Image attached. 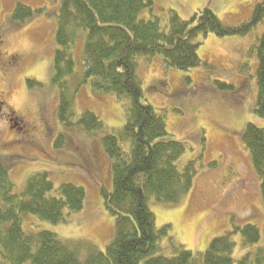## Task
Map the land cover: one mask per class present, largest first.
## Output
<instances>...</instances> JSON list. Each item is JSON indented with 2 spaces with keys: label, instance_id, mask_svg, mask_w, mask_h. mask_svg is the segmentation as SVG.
<instances>
[{
  "label": "rangeland",
  "instance_id": "1",
  "mask_svg": "<svg viewBox=\"0 0 264 264\" xmlns=\"http://www.w3.org/2000/svg\"><path fill=\"white\" fill-rule=\"evenodd\" d=\"M260 1L153 0V15L165 24L170 10L188 20L208 8L227 25L237 26L250 18ZM18 3L41 13L22 24L15 23L11 15ZM59 5L60 0H0V96L6 106L0 113V158L8 168L15 193L37 173L48 174L55 189L72 183L85 191L82 210L67 217L65 223L51 225L28 215L23 221L24 231H50L63 241H84L104 253L114 234V218L104 208L100 192L111 190L110 160L101 144L103 134L88 133L79 126L64 128L57 117L58 91L51 84V65ZM145 15L149 16L147 12ZM261 32L262 27H258L246 38L212 34L200 38L197 56L210 68L181 72L167 69L159 58L138 62L143 102L165 118L169 137L185 146L176 165L182 168L195 161L197 167L193 187L180 203L151 200L148 207L156 228L169 226V236L192 252L195 264H202L201 255L212 239L233 226L250 224L263 230L260 182L241 141L247 124L264 128V118L253 112L257 59L248 55L249 45ZM15 54L23 57L16 69L9 66V58ZM74 55L77 84L82 77L79 48ZM27 80L41 86L29 87ZM79 85L73 102L75 118L84 110L92 111L107 133L124 125L123 105L115 96L94 92L88 82ZM8 110L14 112L11 118L18 127L23 124L21 117L34 126V140L22 138L11 128ZM211 163H216L215 167L208 168ZM233 241L236 264L247 250L240 235H234ZM262 243L263 239L259 245ZM161 247L166 255L171 254L166 238L161 240Z\"/></svg>",
  "mask_w": 264,
  "mask_h": 264
},
{
  "label": "trees",
  "instance_id": "2",
  "mask_svg": "<svg viewBox=\"0 0 264 264\" xmlns=\"http://www.w3.org/2000/svg\"><path fill=\"white\" fill-rule=\"evenodd\" d=\"M37 13L41 10L18 3L11 20L22 24ZM258 27L262 32L249 45L248 55L257 59L253 112L264 118V0L256 3L250 18L237 26L227 25L208 8L188 20L170 10L162 24L153 15V0H60L51 65V84L58 91L57 117L64 128L79 126L88 133L103 134L101 144L110 160L111 190L100 192L104 208L114 218V234L102 253L90 243L63 241L50 231H24L23 221L28 215L51 225L65 223L67 217L82 210L85 191L72 183L55 189L48 174L37 173L15 193L8 168L0 158V264H195L192 252L169 236V226L156 228L148 207L151 200L180 203L193 187L197 167L195 161L182 168L176 165L185 146L169 137L165 118L143 102L138 62L159 58L167 69L181 72L210 68L197 56L200 38L209 34L246 38ZM76 48L82 56V77L74 84ZM87 82L94 92L113 95L122 103V127L107 133L99 117L89 110L75 118L74 96L79 84ZM26 84L41 86L33 80ZM241 141L260 182L264 207V128L247 124ZM215 165L211 163L208 168ZM237 234L247 252L236 264H264V225L260 232L250 224L233 226L212 239L201 255L202 264H233V236ZM164 238L170 255L161 247Z\"/></svg>",
  "mask_w": 264,
  "mask_h": 264
},
{
  "label": "flooded vegetation",
  "instance_id": "3",
  "mask_svg": "<svg viewBox=\"0 0 264 264\" xmlns=\"http://www.w3.org/2000/svg\"><path fill=\"white\" fill-rule=\"evenodd\" d=\"M1 43L2 42L0 41V45H1ZM9 59H10L9 60L10 65L9 66L11 68L14 67V69L19 68L23 62V57L20 55H17V54H15V56H10ZM4 109H6L5 102H4L3 97L0 96V113H2V111ZM7 112H8V114H6V118L11 124H13L11 126V128L16 129L17 134H19L22 138H24V139L27 138V140H31V139L34 140L35 137L32 135L36 132V130L34 129V126L31 125L30 123L26 122V120L23 117H21L20 122L23 124H22V127H18V124L16 122H14V120L11 118V117L15 116L14 112L9 111V110ZM48 133L49 132L47 131V134ZM34 142L35 141H32V143H34ZM231 175L233 176V173H231Z\"/></svg>",
  "mask_w": 264,
  "mask_h": 264
}]
</instances>
